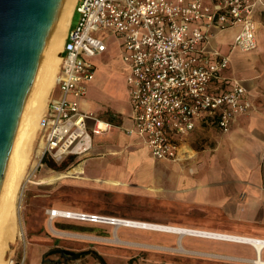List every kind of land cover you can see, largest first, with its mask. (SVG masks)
Returning a JSON list of instances; mask_svg holds the SVG:
<instances>
[{
    "label": "crops",
    "instance_id": "crops-1",
    "mask_svg": "<svg viewBox=\"0 0 264 264\" xmlns=\"http://www.w3.org/2000/svg\"><path fill=\"white\" fill-rule=\"evenodd\" d=\"M252 17L257 43L253 51L242 53L231 49L238 27L214 30L202 45L208 53L229 56L222 79L214 81L209 91L221 93L236 81L244 88L245 99L250 103V110L237 116L226 133L208 118L197 122L177 162L154 160L137 136L118 129L96 136L90 154L82 161L42 179L48 183L50 179L55 181L53 189L61 190L62 201H66L64 206L68 208L59 209L43 198L38 205L40 216L46 209H56L264 242V8L257 7ZM120 57V41L107 39L106 51L92 60L94 79L87 85L82 109L102 121L129 128L131 109L126 71ZM109 60L117 61L123 84L124 104L116 109L95 102L89 95L100 76V66ZM193 135L208 138L213 146L191 147ZM58 219L62 218L53 222ZM75 222L91 226L88 229L94 233L57 229L86 239L94 252L101 253L104 264L264 262V245L257 250L246 240ZM42 224L39 223L40 229ZM27 225L33 227L30 221ZM115 239L120 243L114 242Z\"/></svg>",
    "mask_w": 264,
    "mask_h": 264
},
{
    "label": "built area",
    "instance_id": "built-area-1",
    "mask_svg": "<svg viewBox=\"0 0 264 264\" xmlns=\"http://www.w3.org/2000/svg\"><path fill=\"white\" fill-rule=\"evenodd\" d=\"M257 7L264 8L263 0H77L38 122L40 155L24 184L44 157L55 163L86 157L94 137L115 129L137 136L154 160L173 162L181 159V148L197 122L208 118L226 133L237 116L250 110V103L236 81L221 93L209 91L222 79L229 56L208 53L202 45L214 30L238 27L231 49L253 51L257 43L252 15ZM111 37L120 41L126 71L129 128L82 109L87 85L94 79L92 60L106 51ZM47 215L51 220L125 222L56 209Z\"/></svg>",
    "mask_w": 264,
    "mask_h": 264
},
{
    "label": "rangeland",
    "instance_id": "rangeland-1",
    "mask_svg": "<svg viewBox=\"0 0 264 264\" xmlns=\"http://www.w3.org/2000/svg\"><path fill=\"white\" fill-rule=\"evenodd\" d=\"M77 17V14L73 16L72 25H75ZM227 38L230 39L228 36ZM111 39L115 38L111 37ZM57 68L58 65L51 74L50 84L45 94L46 102L48 92L53 87ZM118 70L117 61L109 60L100 66V76L94 87L89 90V95L95 102L114 109L124 104L123 84ZM46 102L42 106L38 121L36 120L37 125L34 128V137L30 140L26 153H24V160L28 158L27 160L38 161L36 154L40 144L37 139L38 122L45 109ZM190 145L197 149L205 145L213 146V142H209L208 138L201 135H193L190 139ZM82 159L84 158L72 159L62 169H58V164L54 166L55 168H51L48 162L46 164L41 162L32 177L24 184V179L33 168V166H30L31 164L27 165L28 167L26 166L21 195L19 196L18 221L15 222L13 228L14 233L11 227L3 232V237L5 234V238L1 243L0 264H104V262H100L94 256L96 254L103 259L101 253L94 252L92 245L89 246L86 239L76 238L79 236L62 233L57 229L60 227L72 232L91 234L94 233V231L88 229L91 226L65 219H58L53 222L54 220L49 219L47 215V211L50 209H46L44 211L45 214L42 216L39 213V201L43 198H46L45 200L49 204L59 209L68 208L64 206L66 201H62L61 190L60 192H55L53 189L55 181L50 179V183H48L46 182L47 180L42 182V179L45 176L49 179L54 175L55 171L66 170L69 166L82 161ZM28 221L32 223L33 227H28ZM39 223H43L41 229ZM113 241L120 243L117 239ZM51 250L54 252L49 253ZM61 250H64V253H61Z\"/></svg>",
    "mask_w": 264,
    "mask_h": 264
},
{
    "label": "water",
    "instance_id": "water-1",
    "mask_svg": "<svg viewBox=\"0 0 264 264\" xmlns=\"http://www.w3.org/2000/svg\"><path fill=\"white\" fill-rule=\"evenodd\" d=\"M63 1L0 0V190L12 143Z\"/></svg>",
    "mask_w": 264,
    "mask_h": 264
},
{
    "label": "bare ground",
    "instance_id": "bare-ground-1",
    "mask_svg": "<svg viewBox=\"0 0 264 264\" xmlns=\"http://www.w3.org/2000/svg\"><path fill=\"white\" fill-rule=\"evenodd\" d=\"M75 2L76 0L63 1L47 43L33 89L24 108L19 127L12 143L5 176L0 190V250L2 240L5 238V234L3 237V232H5V229L7 230L11 227V230L14 233L13 228L15 222L18 221L17 210L20 202L19 196L21 195L22 182L26 166L31 164L30 166L35 167L37 165V161H32L31 159L27 160L28 158L24 160V153H26V149L28 148L30 140H32L34 137V128L37 125V119L40 115L42 106L46 102L45 94L50 84L52 71L59 63V52L62 49L64 33L66 32V29H68L67 27L70 23L69 21L73 13ZM40 149L41 145L39 144L36 151L37 159L40 155ZM120 221H125L123 226L134 229L139 228L144 230L150 229L153 231L157 230L176 234L180 233L201 238L203 237L236 241L246 240L253 243L257 250H259V248L264 245L263 241H255L231 235L208 233L206 231L184 228L177 229L176 226L169 227L147 225L145 223L128 220ZM255 263L264 264V262L260 260H256Z\"/></svg>",
    "mask_w": 264,
    "mask_h": 264
},
{
    "label": "trees",
    "instance_id": "trees-1",
    "mask_svg": "<svg viewBox=\"0 0 264 264\" xmlns=\"http://www.w3.org/2000/svg\"><path fill=\"white\" fill-rule=\"evenodd\" d=\"M41 162L44 163V164H46V163L48 162V163H49V166H50L51 168H55L54 166L57 165L55 162H53V161H51V160H49V159H47V158H45V157L42 159ZM57 166H58V169H62L63 167L66 166V163H62V164L57 165ZM53 252H54L53 250L49 251V253H53ZM94 256H95L100 262H103V260H102V258H101L100 256H98V255H96V254H94Z\"/></svg>",
    "mask_w": 264,
    "mask_h": 264
}]
</instances>
